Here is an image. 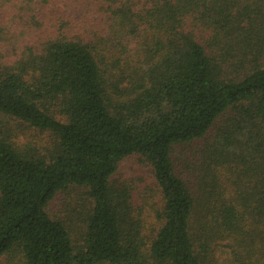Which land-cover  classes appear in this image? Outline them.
<instances>
[{
  "label": "trees",
  "instance_id": "obj_1",
  "mask_svg": "<svg viewBox=\"0 0 264 264\" xmlns=\"http://www.w3.org/2000/svg\"><path fill=\"white\" fill-rule=\"evenodd\" d=\"M0 264H264V0H0Z\"/></svg>",
  "mask_w": 264,
  "mask_h": 264
},
{
  "label": "rangeland",
  "instance_id": "obj_2",
  "mask_svg": "<svg viewBox=\"0 0 264 264\" xmlns=\"http://www.w3.org/2000/svg\"><path fill=\"white\" fill-rule=\"evenodd\" d=\"M29 131V130H28ZM30 136V134L26 135ZM22 139H25V137H22ZM121 174L120 177L124 179H133L136 180V178L142 174L145 173V169L143 166L139 163L138 159L133 157L129 158L126 160L122 165H121ZM138 183V182H137ZM158 203H159V198L152 199L150 201V205L147 206L146 208V215H147V223L150 225L154 222V210L158 208ZM56 207L57 210H59V206H61V200L59 201V198L57 199L56 202L53 203ZM150 228L147 227V230Z\"/></svg>",
  "mask_w": 264,
  "mask_h": 264
}]
</instances>
